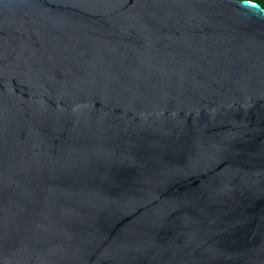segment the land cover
<instances>
[{
	"label": "water",
	"instance_id": "95a60500",
	"mask_svg": "<svg viewBox=\"0 0 264 264\" xmlns=\"http://www.w3.org/2000/svg\"><path fill=\"white\" fill-rule=\"evenodd\" d=\"M0 264H264V7L0 0Z\"/></svg>",
	"mask_w": 264,
	"mask_h": 264
},
{
	"label": "trees",
	"instance_id": "16d2710c",
	"mask_svg": "<svg viewBox=\"0 0 264 264\" xmlns=\"http://www.w3.org/2000/svg\"><path fill=\"white\" fill-rule=\"evenodd\" d=\"M252 1L259 2V3H261V4L263 5V7H264V0H252Z\"/></svg>",
	"mask_w": 264,
	"mask_h": 264
}]
</instances>
